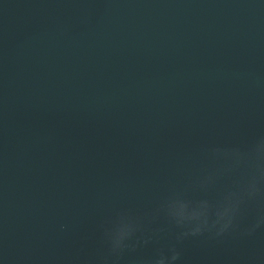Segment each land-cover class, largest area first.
Segmentation results:
<instances>
[{"label": "water", "instance_id": "water-1", "mask_svg": "<svg viewBox=\"0 0 264 264\" xmlns=\"http://www.w3.org/2000/svg\"><path fill=\"white\" fill-rule=\"evenodd\" d=\"M0 264H264V0H0Z\"/></svg>", "mask_w": 264, "mask_h": 264}, {"label": "clouds", "instance_id": "clouds-1", "mask_svg": "<svg viewBox=\"0 0 264 264\" xmlns=\"http://www.w3.org/2000/svg\"><path fill=\"white\" fill-rule=\"evenodd\" d=\"M197 231H198V230H197ZM178 255H179V254L176 253V254L172 257V259H173V260L177 259V258H178Z\"/></svg>", "mask_w": 264, "mask_h": 264}]
</instances>
